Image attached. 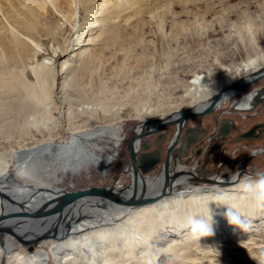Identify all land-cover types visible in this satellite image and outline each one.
Segmentation results:
<instances>
[{
	"label": "bare ground",
	"instance_id": "obj_1",
	"mask_svg": "<svg viewBox=\"0 0 264 264\" xmlns=\"http://www.w3.org/2000/svg\"><path fill=\"white\" fill-rule=\"evenodd\" d=\"M73 1L75 33L62 52L80 48L83 33L92 22L98 21L93 19L92 11L80 22L76 18L80 0ZM0 14L2 15L1 9ZM18 39L14 44L20 51H23L26 42L35 47V52L40 50V45L29 35H21V40ZM113 40H117V35H113ZM256 46L258 52L252 58L242 62L235 70L225 69L221 77L214 80L215 83L209 81L204 74H194L185 94L190 98L188 103L191 105L158 118H153L154 113L147 108L141 114L145 119L140 121L135 133L138 134L145 128L155 129L158 125L170 122L180 126L193 113L203 110L213 97L219 96L220 99L212 109L234 98L236 94H231L233 89L228 87L238 81L243 83L253 73L264 68V50H259L258 45ZM76 55L78 59L90 58L86 48L76 52ZM67 61L73 60L69 58ZM67 61L59 64L45 57L42 64L29 66L33 81L28 77L26 64L18 63L0 69V137H5V141H12L16 145L13 147L15 145L10 143L7 149L0 148V232L10 233L19 241V249L12 253L14 246L11 238L4 241L0 234V264H47V256L42 251H27L39 237L45 239L46 245H51L56 264H154L157 255L159 264L168 253L172 259L178 258L180 248L182 250V247L191 246L194 243L192 239H196L197 234H205L203 228L208 225H220L232 234V238L238 237L229 228L230 221L227 216L239 209L251 215L260 214L259 208H264V175L252 174L247 178H261L239 181L236 178L238 172L224 178L218 176L209 184L194 185L190 189L189 186L194 184L191 180L195 174L180 162L156 175H141L139 171H135L125 187L112 184L103 188L101 196L78 197L64 205L60 199L64 191L54 189V193L33 188L28 192L26 187L20 186L15 178L5 174L9 166L13 165L16 173L23 177L37 180L41 184L47 183V177L40 174L33 161L45 153L56 161L57 166L69 168L72 172L90 162L97 164L100 161L106 170L117 154V145L121 140L120 126L99 125L93 115L100 110L108 111L110 101L106 98L99 99L101 91L94 94L92 90L76 87L71 77L73 66L64 70L69 64ZM16 81H19L20 87ZM55 81L61 84L65 101L55 91L50 95V88L55 86ZM52 96L58 102L55 109L57 115L53 107L51 108V103L47 102ZM34 99L36 103L30 102ZM262 100L264 88L253 89L238 98L232 107L249 111ZM185 115L189 116L184 118ZM39 122L48 131V139H34L32 125L33 128H38ZM232 125V120L224 119L215 139L227 134ZM37 130L36 133H39ZM62 130L69 134V139L56 141ZM200 133L201 129L198 127H189L183 139L184 146L177 152H184L185 146ZM102 134L110 135L114 145L110 155L99 157L89 146L96 136ZM17 137H24L21 143L14 139ZM148 145L149 143L136 139L132 149L137 151ZM135 165L133 168L137 170ZM54 173L53 169L52 174ZM7 181L12 184L6 185ZM163 186L165 194L159 195ZM212 187L218 188L212 190ZM196 227L200 229L196 230ZM183 231H186L185 240L188 241L183 242V245L180 243L165 246L169 237ZM203 238L205 241L206 237ZM185 255L190 257L188 251ZM251 255L254 256V253Z\"/></svg>",
	"mask_w": 264,
	"mask_h": 264
},
{
	"label": "rangeland",
	"instance_id": "obj_2",
	"mask_svg": "<svg viewBox=\"0 0 264 264\" xmlns=\"http://www.w3.org/2000/svg\"><path fill=\"white\" fill-rule=\"evenodd\" d=\"M0 9V69L18 63L26 64L28 77L33 81L29 66L42 64L45 57L59 64L71 58L74 62L67 61L69 64L64 70L73 66L71 77L75 86L86 91L92 90L94 94L101 91L99 99L106 98L110 101L108 111L100 110L93 114L97 119L96 123L120 126L121 140L117 145V154L106 170L100 161L97 164L90 162L72 172L69 168L57 166L56 161L45 153L42 157L33 159L36 169L43 177H47V183L41 184L17 174L13 165H10L5 174L15 178L28 192L33 188L71 192L93 186H127L130 181L122 183L116 175L120 165L118 161L124 157L128 135L145 119L142 116L144 110L150 108L154 113L153 118L179 112L191 105L188 103L190 98L185 94L194 74H204L209 81L215 83L214 80L220 78L225 69L235 70L242 62L252 58L258 52L256 45L259 50H264V0H80L77 12L79 21H84L92 11L93 19L98 21L92 22L85 30L80 48L65 52L61 50L75 33L73 0H0ZM114 34L117 35L115 41ZM21 35L31 36L40 45V50L35 52V47L26 42L23 51H20L14 43L18 37L21 40ZM82 48H86L90 58L78 59L76 52ZM253 82L241 91L247 92L253 88ZM16 84L21 86L19 81ZM54 85L50 88V95L55 91L65 101L61 84L55 81ZM30 102L36 103L35 99ZM47 102L51 103V108L55 111L58 102L54 97L47 99ZM223 104L224 108L227 107L226 101ZM233 110L244 113L253 109ZM42 125L41 122L38 128H33L32 125L35 140L48 139V131ZM36 129L39 133H36ZM23 138L14 139L21 143ZM67 139L69 134L62 130L56 141ZM184 142L183 140V144ZM10 143L15 145L12 141H5V137H0V148L7 149ZM90 144L89 147L102 157L111 154L114 142L110 135L102 134L96 136ZM250 144L249 147H244L238 158L242 162L250 152L255 153L252 160L242 167L247 172L236 170L235 167L232 172L223 174L222 178L239 172L236 177L239 181H253L261 177H247L252 174L264 175V140L251 141ZM11 184V181L6 182V185ZM194 185L200 186L194 183L189 188H194ZM259 209L260 214L256 215L239 209L227 216L229 228L238 237L232 238V234L220 225H208L203 228L205 234H197L196 239H192L194 243L191 246L182 247V250L180 248V257L172 259L168 253L162 261L164 263L159 264H177L179 261L182 264L264 263V208ZM199 229L200 227H196V230ZM185 232L169 237L165 246L183 245V242L188 241L185 240ZM0 234L4 241L11 238L14 246L12 253L19 249V241L14 235L7 232ZM203 237H206L205 241ZM50 246L45 244V239L39 237L27 251H42L47 256V264H56ZM187 251L189 258L185 255ZM253 253L254 256L251 255ZM154 261V264H158V255Z\"/></svg>",
	"mask_w": 264,
	"mask_h": 264
},
{
	"label": "flooded vegetation",
	"instance_id": "obj_3",
	"mask_svg": "<svg viewBox=\"0 0 264 264\" xmlns=\"http://www.w3.org/2000/svg\"><path fill=\"white\" fill-rule=\"evenodd\" d=\"M251 85L254 86L249 89L250 91L264 88V76L256 79ZM247 92L241 91L234 98L226 101L225 108L224 104H221L218 108L203 114L188 117L180 126L166 123L153 130L140 131L138 134L134 129L127 137L124 157L118 161L120 163L116 174L120 177L118 180L122 183L126 180L131 181L135 171H139L141 175H154L166 168H173L177 162L194 172L195 177L191 181L200 185L209 184L216 177L232 172L235 167L236 170L246 171L242 167L252 160L255 153L250 152L242 162L238 161L239 154L243 152L244 147L251 145V141L264 140V100L250 112L238 113L232 108L234 100ZM225 118L232 120L233 125L222 138L215 139L219 125ZM190 126L201 129L200 135L185 146L184 152H177L184 146L183 137ZM136 135L138 137L135 138ZM136 139L149 142L148 147L133 150L132 146ZM142 154L150 158L144 164L145 170H140L141 168L136 166ZM132 163L136 164L137 170L133 168Z\"/></svg>",
	"mask_w": 264,
	"mask_h": 264
},
{
	"label": "water",
	"instance_id": "obj_4",
	"mask_svg": "<svg viewBox=\"0 0 264 264\" xmlns=\"http://www.w3.org/2000/svg\"><path fill=\"white\" fill-rule=\"evenodd\" d=\"M77 16V13H76ZM75 16V17H76ZM77 18V17H76ZM264 76V68L260 69L259 71L255 72L252 74V76L248 77V79L246 81H244L243 83H239V81L231 86H229L228 88H232V92L231 94H237L239 91H241L244 87L248 86L251 82L255 81L256 79H258L259 77ZM227 88V89H228ZM220 97L219 96H215L212 99H210L207 102V106L199 111V112H195L193 113L191 116L193 115H200L203 114L209 110H211L213 108L214 105H217L219 102ZM189 115H185L184 118H187ZM162 125H160L161 127ZM138 137L137 135L135 136V138ZM149 157V156H148ZM147 155H140L138 161H137V167L141 168L142 170H145L144 164L150 160V158L148 159ZM148 159V160H147ZM150 162V161H149ZM103 188L104 187H90L88 189H81L78 191H64V193L60 196V199L62 200V204H66L67 202L71 201L72 199L78 198V197H90L91 195H95V196H101L102 192H103ZM165 194V186L162 187L159 195H163ZM133 202H138L137 200H133Z\"/></svg>",
	"mask_w": 264,
	"mask_h": 264
}]
</instances>
